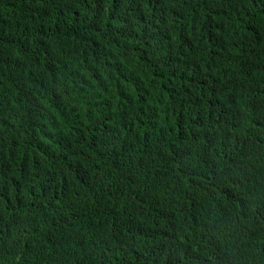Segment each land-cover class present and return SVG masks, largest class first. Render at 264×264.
<instances>
[{"label":"trees","instance_id":"trees-1","mask_svg":"<svg viewBox=\"0 0 264 264\" xmlns=\"http://www.w3.org/2000/svg\"><path fill=\"white\" fill-rule=\"evenodd\" d=\"M256 119L264 0H0V264H264Z\"/></svg>","mask_w":264,"mask_h":264},{"label":"clouds","instance_id":"clouds-1","mask_svg":"<svg viewBox=\"0 0 264 264\" xmlns=\"http://www.w3.org/2000/svg\"><path fill=\"white\" fill-rule=\"evenodd\" d=\"M220 89L217 88V92L218 94H220ZM257 133V137L256 139L258 141H261L264 138V120H259L256 119L255 120V124H254ZM256 141V140H255ZM261 148L264 154V142H262L261 144ZM121 157L120 155H118V153L116 152V159L114 161V165H113V172L116 176V178L121 181V183L127 184V182H129L133 177H132V172H131V168H128V166L126 164H122L121 163ZM236 195H239V192L237 191H233ZM241 194V192H240ZM240 197V196H239ZM33 200H35V197H32ZM235 199H229L230 202H235ZM239 224V223H238ZM239 227L241 229V225L239 224Z\"/></svg>","mask_w":264,"mask_h":264}]
</instances>
